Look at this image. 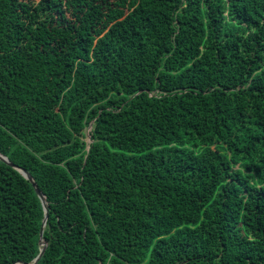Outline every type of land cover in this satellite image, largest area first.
<instances>
[{"label":"trees","instance_id":"obj_1","mask_svg":"<svg viewBox=\"0 0 264 264\" xmlns=\"http://www.w3.org/2000/svg\"><path fill=\"white\" fill-rule=\"evenodd\" d=\"M0 154L36 264H264V0H0Z\"/></svg>","mask_w":264,"mask_h":264},{"label":"water","instance_id":"obj_2","mask_svg":"<svg viewBox=\"0 0 264 264\" xmlns=\"http://www.w3.org/2000/svg\"><path fill=\"white\" fill-rule=\"evenodd\" d=\"M87 129H88V132H89L90 129H91V124L87 127ZM88 132H87L86 137H87V140L89 141ZM0 160L5 162V163H7V164H9L13 168L17 169L19 171V173L26 180H28L31 183V185H32L37 197L39 198V200L41 202V205H42V208H43V211H44V216H43V219H42L41 228H40V232H39V239H38V244H39V246H41V249L39 251V254L36 256V258L31 263H29V264H36L39 261V259L41 258V256L43 255V253L45 251V248H46V243L44 242V240L42 238L43 229H44V226H45V223H46V219H47V208H48V205H47L46 199H45L44 195L39 191V189L37 188L36 183L34 182V180L31 178V176L28 173H26L24 170L19 169V168L13 166L12 164H10L9 161L7 160V158L5 156L1 155V154H0ZM16 264H26V263L19 262V263H16Z\"/></svg>","mask_w":264,"mask_h":264},{"label":"rangeland","instance_id":"obj_3","mask_svg":"<svg viewBox=\"0 0 264 264\" xmlns=\"http://www.w3.org/2000/svg\"><path fill=\"white\" fill-rule=\"evenodd\" d=\"M86 131V135H87V132H88V129L85 130ZM87 141V140H86ZM77 166V164H75ZM76 166H73V170L75 171L76 170Z\"/></svg>","mask_w":264,"mask_h":264}]
</instances>
